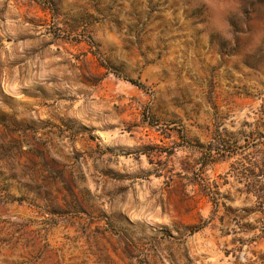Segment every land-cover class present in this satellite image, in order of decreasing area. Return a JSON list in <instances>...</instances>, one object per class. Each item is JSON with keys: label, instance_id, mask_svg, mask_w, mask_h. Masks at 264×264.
Listing matches in <instances>:
<instances>
[{"label": "rangeland", "instance_id": "obj_1", "mask_svg": "<svg viewBox=\"0 0 264 264\" xmlns=\"http://www.w3.org/2000/svg\"><path fill=\"white\" fill-rule=\"evenodd\" d=\"M0 264H264V0H0Z\"/></svg>", "mask_w": 264, "mask_h": 264}, {"label": "trees", "instance_id": "obj_2", "mask_svg": "<svg viewBox=\"0 0 264 264\" xmlns=\"http://www.w3.org/2000/svg\"><path fill=\"white\" fill-rule=\"evenodd\" d=\"M131 81H132V82H134V83H137V84H139L137 81H135V80H133V79H132ZM140 85H141V84H140Z\"/></svg>", "mask_w": 264, "mask_h": 264}]
</instances>
